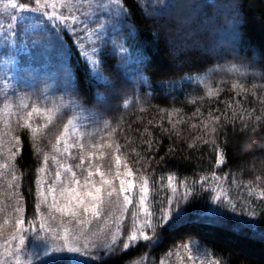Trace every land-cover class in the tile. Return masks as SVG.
Listing matches in <instances>:
<instances>
[{"label": "snow or ice", "instance_id": "obj_1", "mask_svg": "<svg viewBox=\"0 0 264 264\" xmlns=\"http://www.w3.org/2000/svg\"><path fill=\"white\" fill-rule=\"evenodd\" d=\"M32 2L35 7L18 0H0V13L7 14V23H0V31L4 33V44L10 51L39 52L53 62L55 72L51 82L56 87L53 89L45 82L42 95L45 100L48 99V92H57L59 96L58 102L51 108L22 104L21 111L17 113L15 127H9L11 138L8 143L11 147L7 150V160L0 164V168L9 169V175L12 176L13 183L8 185L9 196H16L17 200L23 199L14 192L18 187L15 182L19 181L20 177L15 174L14 165L8 162L15 159V150L20 149L21 132L25 136L31 133L30 145L39 154L41 148L38 144L43 143L44 137L51 131L50 126H55L54 121L72 113V118L63 124L56 136V142L63 144L64 156L76 163H68L67 159H59L56 156L51 157L56 164L52 175L47 181L39 177L36 181L35 220L27 221L29 226L26 229V219L21 214L24 209L13 205L12 211L17 215L12 219L11 229L6 236L2 231L4 225L0 224V237L3 238L0 248H3V254L12 257L14 264H108V260L118 251L128 255L132 250L157 248L170 234L180 232L186 225L222 223L221 218L227 215L222 211L224 209L233 214H240L236 217L238 224L231 228L233 232L240 233L241 226H245L256 238L264 240V232L256 233V223L259 217L264 215V207H261L258 213L257 206L251 200L230 195L226 186L228 174L218 176L217 171L212 170L208 175L199 174L198 179L197 174L193 173L191 178L178 180L176 171L169 169L166 162V157L171 156L174 149L167 147L165 154L157 159L160 142L157 141L154 146L150 140L145 141L151 150L147 157L148 163L142 164L140 159L135 160L134 163L141 167L134 173L132 167L122 163L121 145L115 140L97 143L93 142L96 137L85 139L79 134L73 135V132H78L74 121H77L82 113L92 115L90 106L100 105L105 112H109L119 109L121 101L125 105L128 103L124 97L130 82L122 75L113 81L105 73L108 59L114 58L117 52L123 56L122 68L126 66L128 57L123 54L130 52L128 45H134L138 37V29L132 21L130 10L124 7L121 0L89 2L90 13L95 9L94 19L93 14L85 16L84 19L73 14L72 10L76 7L73 0ZM133 3H137V0H133ZM65 8L69 10L68 15L61 12V9ZM220 9H226L222 20L209 14ZM13 11L15 14H12ZM142 11L146 18L158 24L159 30L154 31L153 35L166 45L173 44L170 25L179 24L180 31L192 37L194 45L203 47L210 59L224 61L228 70L237 75L264 80V58L257 62L255 57L244 56L240 52V33L237 29L240 21V0H229L226 4L217 3L216 0H181L177 3L150 0L147 8ZM89 23L95 24V27L90 28ZM225 26H230L231 29L229 34L232 47L228 52L221 50L220 45L213 39L214 34ZM78 28L86 35L81 37ZM66 32L77 37L74 43H66L63 40L62 33ZM113 36L116 39H112ZM85 41L88 42L87 45ZM109 45L111 51L108 50ZM74 54L77 58H82V71H78L73 63ZM136 59L142 73L143 66L148 65L149 59L142 55H137ZM18 67V79L15 84L7 78L4 80V85L10 87L12 95H19V90L27 87V77H36L31 61L25 60ZM113 67L115 68V64ZM138 85L151 87L142 74L138 78ZM232 87L244 89L243 84H233ZM209 95L213 93L209 92ZM5 99L7 100V95ZM177 111L172 109V112ZM198 113L200 108H196L192 115L196 116ZM208 115L210 119L204 122V128L209 133L216 132V125L222 117L224 120L229 119L227 113L212 115L209 111ZM237 118L245 129L251 126L253 131L261 120V117L257 116L256 122L253 123L251 114L247 117H237L234 113L232 122ZM169 123L170 128H165L162 123L158 125L161 136L167 135L170 140L173 134L179 137L176 122L169 119ZM116 127L119 128L120 123H117ZM192 127L195 128V125ZM102 130L108 135L115 131L107 120H104ZM3 144V136H0V145ZM212 144L216 152L214 165L218 168L226 163L225 152L216 146L214 140ZM73 148L77 149L75 155L71 151ZM49 159L47 154L43 156L42 166L38 169L40 173L47 174ZM153 163L166 173L167 186L165 188L160 185L165 192L162 200H158L157 195L149 198L150 178L148 175L138 174ZM152 171L155 172V168ZM259 179L257 177V180ZM159 180L164 181L165 175L160 174ZM152 188H157L155 180L152 181ZM248 192L249 196L256 192L259 198H264V188H249ZM197 200H210L212 206H208L206 211L192 213L189 206ZM130 205L134 210L129 209ZM4 211L5 209L0 207V213ZM58 213L61 215L58 216ZM126 214L130 223L125 220ZM110 215L113 216L111 224L105 220V217ZM64 217L71 218L78 227L71 230L67 227L61 228L65 223ZM94 220L98 225L95 228L92 227ZM100 220H105L103 227L99 226ZM37 223L39 228H35ZM28 232L33 233L34 239L40 242L42 247L39 251L27 252L25 259L21 253L26 248ZM181 235L191 237L187 232H182ZM202 243L204 247H201ZM207 244L216 248V243L211 238L204 241L189 238L187 242L181 241L175 246L188 253H192L195 247L201 264L205 257H208V264H221L220 258L209 256ZM216 251L225 258L224 264H233L226 249L217 248ZM131 264H148V255L142 254L139 260H134Z\"/></svg>", "mask_w": 264, "mask_h": 264}, {"label": "trees", "instance_id": "obj_2", "mask_svg": "<svg viewBox=\"0 0 264 264\" xmlns=\"http://www.w3.org/2000/svg\"><path fill=\"white\" fill-rule=\"evenodd\" d=\"M18 2L28 3L27 0H18ZM121 2L130 10L132 21L138 29V37L134 45H128L130 52L123 54L128 57L126 66L122 68L123 56L117 52L114 58L108 59L105 73L113 81L122 75L130 82L124 97L128 103L125 105L121 101L119 109L109 112H105L100 105H93L90 106L91 113L102 123L104 120L109 121L111 127L115 129L111 133L112 140L121 145V157L133 168L134 173L141 167L134 163L135 160L140 159L142 164L148 163L147 157L151 150L145 141L150 140L154 146L159 141L160 148L156 158L163 156L167 147H172L174 152L166 157V162L169 169L176 171L178 180L184 177L191 178L193 173L197 174L198 179L199 174L208 175L212 170L217 171L218 176L226 173L229 194L251 200L257 206L259 213L261 207H264V198H259L256 192L249 196L248 189L264 188V80L237 75L228 70L224 61L210 59L203 47L194 45L193 38L180 31L179 24L170 25L173 44L166 45L153 35L154 31L159 30L158 24L143 14L142 9L147 8L150 0H137V3H133V0H121ZM177 2L181 0H165V3ZM216 2L226 4L229 0H216ZM240 4V21L237 25L240 33V52L244 56L255 57L258 62L264 58V0H240ZM225 12L226 9H220L213 10L209 14L218 16L222 20ZM12 14H15V11ZM0 20L7 23V14L0 13ZM230 30V26H225L213 37L225 52L230 51L232 47ZM63 38L66 43H73L68 32L63 33ZM113 39L116 37L113 36ZM201 40L203 43V38ZM0 43H4L3 37L0 38ZM5 48L4 46L2 51H7ZM108 50L111 51V45L108 46ZM137 55L149 59L148 65L143 66L142 73L141 66L137 63ZM81 59L73 55V63L78 71H82ZM53 72H55L54 67L46 73ZM141 74L148 80L150 88L138 85ZM233 84H243L244 89L233 88ZM39 91L41 93L38 87L33 90H22L31 97L32 95L35 97ZM209 92L213 95H209ZM47 95L49 99H53L51 101H54V103H45V107L50 108V105L54 106L55 102H58L59 93L52 91ZM36 101L37 105L44 107L41 100ZM174 108L178 111L172 112ZM196 108H200V113L193 116L192 113ZM209 111L212 115L227 113L229 117L228 120L222 117L216 125L215 133H209L204 128V122L210 119ZM234 113L237 117L241 115L247 117L251 114L253 123L256 122L257 116L261 117V120L254 131L251 126L245 129L240 119L237 118L234 123L232 122ZM72 115L68 113L60 120L54 121L55 126H50L51 131L44 137L43 143L38 144L41 148L39 154L30 145L31 133L25 136L21 132V146L20 149L15 150L16 157L12 160V164L16 170L15 174L20 177L19 181H16L18 184L16 191L23 197L16 200L14 205L24 209L21 214L25 216V226H29L27 221L35 220L36 181L43 156L45 154L50 156L53 153L57 144L56 136ZM17 119V115L12 119L13 128ZM169 119L176 122V131L180 133L179 137L173 134L171 140L167 135L161 136L158 126L162 123L165 128H170ZM117 123H120L119 128L116 127ZM192 125H195V128ZM213 140L216 146L225 152L226 163L218 168L214 165L216 152L212 144ZM153 168L155 172L152 171ZM138 174L148 175L150 178L149 198L157 195V199L162 200L165 192L160 185L166 188L167 179L166 173L161 171L160 166L153 163ZM160 174L165 175L164 181L159 180ZM257 177L260 179L257 180ZM153 180L156 181V189L152 188ZM208 206H212L210 200H197L189 207L192 213H197L201 210L206 211ZM129 209L134 210L131 205ZM222 211L227 213L221 218L222 223L186 225L180 232L170 234L161 246L141 248L139 251L132 250L128 255L118 251L108 260V264H131L145 253L148 255V264L153 262L201 264V260L196 256L195 247L192 253H188L175 246L181 241L187 242L189 238L197 241L213 239L216 248L211 244L206 245L209 248V256L220 258L221 264H224L225 258L216 251L217 248L226 249L233 264H264V240L256 238L255 234L245 226H241L240 233L233 232L231 228L238 224L236 217L240 214H233L227 209ZM125 220L130 223L127 214ZM182 232L190 233L191 237L182 236ZM259 232H264V215H261L256 223V233ZM204 246L202 243L201 247ZM203 264H208V257H205Z\"/></svg>", "mask_w": 264, "mask_h": 264}, {"label": "rangeland", "instance_id": "obj_3", "mask_svg": "<svg viewBox=\"0 0 264 264\" xmlns=\"http://www.w3.org/2000/svg\"><path fill=\"white\" fill-rule=\"evenodd\" d=\"M30 5V7H35L32 0H27ZM95 3V0H73V3L76 5V7L72 10L73 14L78 15L81 19H84L85 16L93 14V19L95 18V9L89 10L88 3ZM78 9V11H77ZM61 12L64 15L69 14V10L67 8L61 9ZM23 15H31L30 13H22ZM0 23H5V21H1ZM82 27V26H81ZM90 28H94L95 24L89 23ZM78 33L81 37L86 35V33L80 32V29H77ZM68 34L72 38V42L74 43L77 39L75 35H72V33L68 32ZM4 33L0 31V38H2ZM63 36V33H62ZM113 39V37H112ZM63 40H65L63 38ZM85 44L87 45L88 42L85 41ZM5 44L0 43V136H3L4 144L0 145V164H3L7 160V150L11 147V145L8 143L10 140V133H8L9 127H12L11 122L12 119L17 115L18 112L21 111L22 104H35L37 107H42L37 105L36 100H41L43 102V106L45 107V103H54V101H51L53 99L45 100L42 93H44V84L45 82H48L50 86L54 89L56 85L51 82V78L53 77V73H46L47 71L52 70V67H54L53 62L49 61L46 56L41 55L39 52H23V51H10L9 49L5 48L7 51H2ZM5 54H8L7 56ZM9 62H8V61ZM25 60H29L32 62V67L35 69L36 77L35 79L31 77L26 78L27 87L22 88L19 90V95H12L10 87H6L4 85V80L7 78L8 80L12 81L13 84L16 83V80L18 79L17 73L19 70V64H22ZM40 88V91L35 94V97L32 95H27L26 93H23L22 90H33L34 88ZM7 95V100L5 99ZM56 104V102H55ZM54 104V105H55ZM53 107L50 105V108ZM35 119V118H34ZM42 122V120L40 121ZM77 124L78 132H73V135H81L85 139H88L89 137H96L95 141L93 142H105L112 140L111 135H108L106 132L102 130L103 123L97 120L95 115H88L87 113H82L77 121H74ZM5 133H8L5 135ZM97 133H99V136H97ZM71 142V141H70ZM63 144H56V147L53 151V153L49 156V170L47 171V174L45 173H39V178H42L44 181H47L49 177L52 175L53 170L56 168L55 161L51 159L52 156H56L59 159H67L68 163H76L71 158H67L64 156L63 153ZM72 153L75 155L77 153V149L73 148L71 149ZM98 159V157H97ZM122 159V157H121ZM12 164V161H8ZM122 163H125L122 159ZM87 164V162H86ZM113 167H114V161H113ZM123 170V169H122ZM77 171H79L77 169ZM0 173H3V175H0V207H3L5 211L3 213H0V224H3L4 227L2 229L4 235L6 236L11 229V221L15 217V212L12 211V206L15 204L17 198L16 196H9V189L8 185L10 183H13L12 176L9 175V169L6 168H0ZM16 183V182H15ZM17 189L14 190L15 193ZM2 195L5 197L3 198ZM60 216L61 214H57ZM115 215H118V213H115ZM113 219V216L105 217V220L108 221L109 224H111V221ZM65 223L61 225V228L67 227L70 230L73 227H78V225H74L71 218L64 217ZM105 220L99 221V226L103 227L105 224ZM97 223L94 220L92 223V227H97ZM24 227L27 229L28 226ZM35 228H39L35 225ZM3 242V238L0 237V243ZM26 248L24 252L21 253L22 258L26 259L27 252L33 251V250H40V247H42V244L40 242L36 241L34 239L33 233L28 232L27 238H26ZM3 248H0V264H14V260L12 257L6 256L3 254Z\"/></svg>", "mask_w": 264, "mask_h": 264}]
</instances>
